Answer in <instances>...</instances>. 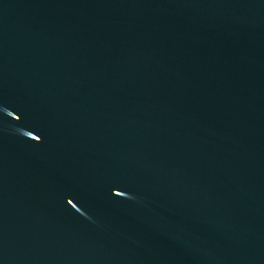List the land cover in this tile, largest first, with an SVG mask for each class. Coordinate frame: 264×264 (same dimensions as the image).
Masks as SVG:
<instances>
[{"label": "water", "instance_id": "obj_1", "mask_svg": "<svg viewBox=\"0 0 264 264\" xmlns=\"http://www.w3.org/2000/svg\"><path fill=\"white\" fill-rule=\"evenodd\" d=\"M0 264H264V0H0Z\"/></svg>", "mask_w": 264, "mask_h": 264}]
</instances>
